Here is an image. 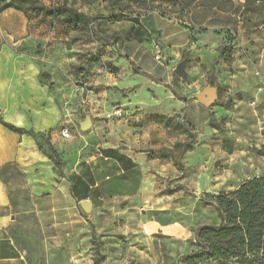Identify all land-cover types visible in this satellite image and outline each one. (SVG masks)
<instances>
[{
	"label": "crops",
	"instance_id": "crops-1",
	"mask_svg": "<svg viewBox=\"0 0 264 264\" xmlns=\"http://www.w3.org/2000/svg\"><path fill=\"white\" fill-rule=\"evenodd\" d=\"M231 2L229 11L216 6L191 8L183 20L151 12L120 22L94 23L95 36L104 41L101 54L117 75L98 79L99 71L94 72L89 85L101 93L87 96L86 119L91 118V127L106 123L96 120L100 117L109 119L108 135L114 138L101 144L90 141L80 149L69 126L78 116V100L63 91L57 75L61 58L41 66L12 48L0 49L7 50L0 52V115L15 127L42 135L41 139L52 132L63 165L59 171L31 137L0 123V264H93V238L103 239L112 209L135 202L150 189V169L158 164L159 150L173 151L188 142L189 135L178 129L176 121L200 113L191 93L209 78L222 83L235 112L243 110V102H257L251 114H261L263 122L264 3L246 10L245 0ZM79 11L94 16L87 9ZM0 16L14 18L9 35L12 43L16 40L13 45L29 39L28 22L15 6ZM154 43L163 46L167 62L155 61ZM227 46L232 48L231 62L221 58ZM183 60L188 76L177 82L172 72ZM132 64L143 74L135 73ZM42 71H47L50 83H41ZM174 82L186 97L183 101L173 92ZM15 170L23 183L21 193L11 188ZM24 197L30 200L26 208L19 207ZM83 202H90L89 214Z\"/></svg>",
	"mask_w": 264,
	"mask_h": 264
},
{
	"label": "rangeland",
	"instance_id": "rangeland-1",
	"mask_svg": "<svg viewBox=\"0 0 264 264\" xmlns=\"http://www.w3.org/2000/svg\"><path fill=\"white\" fill-rule=\"evenodd\" d=\"M37 1L47 7L62 2ZM250 1L254 9L264 2ZM203 3L217 5V8L223 11L232 10L230 3L223 5L212 0H114L112 3L106 0H69V4L74 8L87 9L89 14L113 22L130 20L151 12L183 20L189 9ZM121 17L123 19H120ZM13 19H2L0 16V49L12 48L18 55L31 57L41 66H44L45 62H52L57 56L62 60V69L57 75L64 85L63 91L68 95L75 94L78 100L75 105L78 116L71 119L69 125L77 149L90 141L101 144L102 140L114 138L108 135L109 119H96L106 123L97 124L86 131L80 126L89 115L88 104H82L81 101L92 93H101L100 90H94L93 85H89L92 76L95 77L94 72L99 71L98 79L109 77L108 74L117 75L116 69L106 62L101 54L104 41L90 30L67 32L62 25L56 28L51 34L52 40H49L50 22L42 21L41 16L34 15L31 16L30 23L25 17L31 30L29 39L26 38L23 42H19L22 40L19 39V43L13 45L16 40L12 43L9 38ZM15 23L19 25L18 21ZM42 72V81L50 83L51 78L46 75L47 71ZM172 74L177 82L186 80L178 77L175 70ZM172 84L177 99L183 101L185 96L180 88H177V83ZM206 85L217 88V102L210 108L198 103L201 106L200 113H196L193 118L188 116V119L176 121L179 122L178 129L189 135L188 142L192 138L189 128L195 129L198 136L197 147L186 161H183L185 153L181 154L176 148L173 151L157 152L158 164L150 169V189L135 202L112 209L107 224L108 230L102 233L103 239L94 236L93 243L96 245L93 244V264L97 249L104 256L103 264H184L181 262L183 257L198 251L195 244L196 230L202 226L220 224L215 209L208 204V195L236 190L243 182L264 176V131L259 128L261 114H251V110L256 108L258 103L252 106L250 102H243V110L235 112V103L227 99V90L214 76L194 90L191 97L196 100L198 92L206 88ZM112 91L118 93L116 89ZM222 107L227 112L220 113L219 108ZM40 140L44 150L50 153L47 141ZM14 177L11 188L21 193L23 183L16 170ZM29 201L24 197L19 207H28ZM201 264L237 263L209 260Z\"/></svg>",
	"mask_w": 264,
	"mask_h": 264
},
{
	"label": "trees",
	"instance_id": "trees-1",
	"mask_svg": "<svg viewBox=\"0 0 264 264\" xmlns=\"http://www.w3.org/2000/svg\"><path fill=\"white\" fill-rule=\"evenodd\" d=\"M112 3L114 0H106ZM175 2L177 0H171ZM218 4L230 3L229 1L212 0ZM258 1V0H255ZM260 1V0H259ZM254 2V1H253ZM262 3H264L262 1ZM250 0H245V9L252 10ZM11 6H15L23 13L27 20L31 16H41L42 21L50 22V38L59 25L65 27L67 32H84L90 30L94 35L93 25L104 18L101 16L90 17L69 4V0H62L53 7H47L37 0H0V12ZM200 6H216L214 4H202ZM164 16V15H163ZM120 19H123L122 17ZM119 20V19H118ZM234 41L235 39H231ZM232 48L227 46L221 52V58L231 62ZM135 73L143 74L141 70L132 64ZM44 77V76H43ZM41 83L47 84L42 81ZM50 93L55 95V87L49 84ZM0 123L6 129L20 135H28L37 144L39 152L48 159L60 171L62 160L52 143V132L46 141L51 152L44 150L41 138L33 130H25L7 123L0 115ZM213 127H215L213 125ZM191 141L176 146L181 154L191 152L197 145V132L190 127ZM208 204L211 205L220 220L217 226H202L196 230L195 244L198 251L181 259L184 264H201L209 260H220L223 262L236 261L237 264H264V176L256 177L243 182L236 190L220 192L208 195ZM95 244V242H94ZM96 245V244H95ZM104 256L97 249L94 264H103Z\"/></svg>",
	"mask_w": 264,
	"mask_h": 264
},
{
	"label": "water",
	"instance_id": "water-1",
	"mask_svg": "<svg viewBox=\"0 0 264 264\" xmlns=\"http://www.w3.org/2000/svg\"><path fill=\"white\" fill-rule=\"evenodd\" d=\"M175 74L182 78L186 79L188 74L186 70V61L183 60L181 63H179L175 69ZM218 100V92L217 88L212 87V86H207L206 88L203 89V91L197 96V101L198 103L205 107V108H210L212 107ZM92 126V120L90 117H87V119L82 123L81 127L82 130L86 131ZM82 208L86 213H90L92 206L90 202H83L82 203Z\"/></svg>",
	"mask_w": 264,
	"mask_h": 264
},
{
	"label": "built area",
	"instance_id": "built-area-1",
	"mask_svg": "<svg viewBox=\"0 0 264 264\" xmlns=\"http://www.w3.org/2000/svg\"><path fill=\"white\" fill-rule=\"evenodd\" d=\"M153 50H154V59L155 61L159 62V63H165L168 61V57L164 51L163 46L160 43H154L153 45ZM87 99H83L81 101L82 104H86ZM252 106H256L257 102H251ZM261 131H264V114H263V122L260 123L259 126Z\"/></svg>",
	"mask_w": 264,
	"mask_h": 264
}]
</instances>
